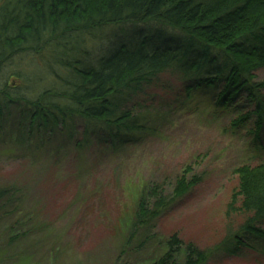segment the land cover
Returning <instances> with one entry per match:
<instances>
[{
  "label": "rangeland",
  "instance_id": "obj_1",
  "mask_svg": "<svg viewBox=\"0 0 264 264\" xmlns=\"http://www.w3.org/2000/svg\"><path fill=\"white\" fill-rule=\"evenodd\" d=\"M115 34L87 39L84 51L102 55ZM38 61H17L13 74ZM175 72L127 105L143 129L133 138L109 142L77 119L18 140L17 112L0 116V264H151L173 236L206 253V264H264V240L245 233L252 215L241 211L237 174L264 162V127L255 132L252 118L232 127L247 104L223 109L214 93H188ZM255 74L264 82V68ZM181 181L194 185L175 197ZM159 198L165 207L139 229L141 202L151 208ZM238 236L245 246L227 254Z\"/></svg>",
  "mask_w": 264,
  "mask_h": 264
},
{
  "label": "trees",
  "instance_id": "obj_2",
  "mask_svg": "<svg viewBox=\"0 0 264 264\" xmlns=\"http://www.w3.org/2000/svg\"><path fill=\"white\" fill-rule=\"evenodd\" d=\"M114 27L122 35L115 34L118 39L91 63L87 39L94 42ZM32 57L39 59L35 67L13 74L17 61ZM263 68L264 0H0V116L17 112L18 140L35 127L49 135L68 130L77 119L97 126L109 142L133 138L143 129L127 105L168 71L190 83L188 93H214L223 109L247 104L232 127L252 118L258 132L264 127V82H256L255 73ZM237 174L241 211L252 215L245 233L264 240L255 225L264 223V162ZM193 182L178 183L174 196ZM6 193L0 190V203ZM163 207L162 198L151 208L143 200L139 229ZM240 238L227 254L245 246ZM165 244L167 251L151 264H206V253L176 236Z\"/></svg>",
  "mask_w": 264,
  "mask_h": 264
}]
</instances>
